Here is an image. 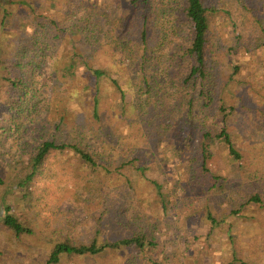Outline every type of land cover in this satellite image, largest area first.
I'll list each match as a JSON object with an SVG mask.
<instances>
[{
  "label": "trees",
  "instance_id": "16d2710c",
  "mask_svg": "<svg viewBox=\"0 0 264 264\" xmlns=\"http://www.w3.org/2000/svg\"><path fill=\"white\" fill-rule=\"evenodd\" d=\"M114 1L124 6L121 17L107 11L110 0H0V115L10 121L0 126V264L26 250L39 264H188L164 252L166 237L145 207L169 214L177 205L171 208L170 198L182 192L189 201L176 212L197 214L210 233L250 207L264 209V90L239 80L247 60L264 64V20L254 16L252 0ZM238 21L250 28L252 51L240 48L249 40L243 31L227 50L217 49L213 31ZM107 57L123 59L129 78L112 76ZM48 64L53 88L62 92L50 99L40 80ZM106 98L121 107L112 110ZM248 98L252 112L243 103ZM43 102L57 112L41 117ZM88 102L89 116L82 110ZM246 115L247 137L258 149L237 134ZM7 137L18 142L8 145ZM58 155H72L89 170L73 196L96 213L87 237L49 228L36 250L34 227L16 209L47 202L49 189L38 185L48 176L46 162ZM167 164L182 175L175 187L155 177ZM261 216V233L243 253L228 234L226 247L238 254L223 264H264ZM112 225L123 234L103 237Z\"/></svg>",
  "mask_w": 264,
  "mask_h": 264
},
{
  "label": "rangeland",
  "instance_id": "374dc122",
  "mask_svg": "<svg viewBox=\"0 0 264 264\" xmlns=\"http://www.w3.org/2000/svg\"><path fill=\"white\" fill-rule=\"evenodd\" d=\"M46 0H41V3H44ZM107 2L109 0H102ZM109 9L107 10L110 13H114L115 16L122 15L124 11V6L121 4H113L114 0H110ZM118 1V0H117ZM254 12V16H257V19L263 18L264 20V10H262V5L264 4V0H252ZM45 8V7H44ZM43 8V10H44ZM45 11V10H44ZM231 23L226 24L224 26H217L215 31H213V38L216 42L217 49H228L231 47V42L233 39H238L240 37V32L243 31L242 36L249 37V40H246L245 45L240 46L241 50L244 51V48H250V28H242L241 21L236 22L235 26L229 28V31L225 28L226 26H230ZM235 27V28H234ZM224 31V33H222ZM258 32V30H257ZM257 35L256 33H254ZM260 34V28L259 32ZM244 37L242 39H244ZM254 40V39H252ZM244 42V40H242ZM7 42H5V45ZM214 53H211V56H214ZM248 57V55H245ZM258 60L261 61V58ZM264 64L261 62L252 63L251 60H247L245 65V70H248L244 73V69L241 71L239 80L242 81L245 85L248 86L249 90H254L255 92H262L264 90V71L262 70ZM107 67L109 73L113 76H120L121 78H129V74L126 70V62L122 59L118 58H110L107 57ZM43 75L40 80L42 84H46L45 90L49 94L50 97H53L54 92L57 90L60 95L62 92L58 89L53 88V84L51 83V79L49 77L50 67L49 64L44 67ZM73 84V83H72ZM71 84V86H72ZM51 85V86H50ZM123 89H127L125 82H123ZM234 89L240 94V90L238 89V84L235 85ZM59 89H65L64 87ZM69 97L72 99L74 92L70 90ZM134 93V92H133ZM133 103H138V96H132ZM71 99H67L66 103H72ZM136 99V100H135ZM254 102V100L252 99ZM242 102V101H241ZM112 107L114 110L115 107H121L118 99L106 98L105 103ZM246 105L248 111H253V105L251 100L248 98L243 102ZM47 103L43 102V108L40 110V116L45 115L47 113L46 110H51L52 112H57L55 105L45 106ZM68 106H73L68 104ZM75 107V106H74ZM77 108V107H75ZM93 105L91 102L85 104V107H82L85 114L87 116L91 115V109ZM77 113H83L81 109L77 111ZM80 115V114H78ZM119 116L118 114H116ZM254 117H258L259 115H250ZM246 115L245 117L240 119V124L236 126L237 134L241 138V140L245 141V137L250 142V150L255 146L256 149L260 148L259 144L256 143V139H249L247 136L248 121L249 117ZM37 117V116H36ZM35 117V118H36ZM0 126H10V121L8 119H4L0 115ZM255 126V125H254ZM27 135L24 136V139L30 140L29 130L26 132ZM8 145H13L18 142L14 140V138L7 137L6 138ZM26 140L22 139V142H26ZM244 143V142H243ZM252 143V146H251ZM47 170V178L42 179L39 183V188L47 187L49 191L47 202H32V205L26 206L25 204L18 203L16 214L20 216L28 225L34 227L36 236L32 241L34 244V248L36 250L42 249L46 240H42V236L48 235L49 228L59 230L63 235L68 234L71 236H75L77 234H83L84 237L88 236L89 228L91 227L93 220L92 215H95L96 210L93 207H90L88 203H84V201H77V198L73 196L74 194V186L79 184L80 182H86L84 180L89 170L80 162L78 159L73 157L72 155H63L51 157L45 164ZM175 168L172 164L165 165L164 172H158L155 176L156 178L161 179L160 181L166 185L175 187L179 185L182 181V175L177 174ZM164 174H168L164 175ZM158 179V180H159ZM87 180L90 179L87 177ZM181 185V184H180ZM185 185L183 184L182 187ZM67 190L65 192V196L58 195L60 192ZM70 191V192H69ZM39 193L37 192V197H39ZM108 193V192H105ZM119 195V193H118ZM177 199L174 200L170 198V207H174V203H176V207L173 210H170L169 214L163 212L160 207H145L147 213L149 214L150 221L156 228L157 233L160 235H164L166 237L165 246H163V250L166 254H169L170 257H174L173 254L177 256L187 257L189 263H194L193 261L196 259L198 255H201L202 260L199 264H223L224 261L230 258L232 253L238 254L237 248L231 251L230 248L226 247V243H228V234H232V237L238 241L239 244V253H243L242 247L246 244L251 243L253 239V235L256 232L257 234L261 233L257 227L260 225L259 221L261 219V214L264 212V209L250 207L245 212L241 214L240 217H228L225 219V222L218 228L212 230L210 233L208 227L203 228L201 226V219L197 214H193L190 211L187 212H176L177 209L183 207L189 199L184 196L182 192L177 194ZM264 205V204H263ZM96 206V204H95ZM164 213H162L160 210ZM132 212V211H131ZM135 219L136 216L132 215ZM259 218V220H258ZM111 223H108V226ZM113 226V225H112ZM114 230L112 231L110 228H107L103 232V237L112 236V235H120L123 234V229L118 228L117 225H114ZM2 231V227H0V232ZM209 235V236H208ZM44 239V237H43ZM19 253V254H18ZM15 254L14 258L7 256V262H11L12 264H39L40 259L36 254L30 253L29 250L25 252L21 251ZM191 257V259H190ZM5 262L4 264H6ZM86 262V261H85ZM72 264H88L82 261H76Z\"/></svg>",
  "mask_w": 264,
  "mask_h": 264
}]
</instances>
